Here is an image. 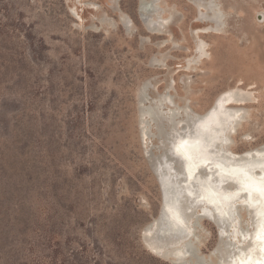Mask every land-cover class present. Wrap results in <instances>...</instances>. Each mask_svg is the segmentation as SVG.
<instances>
[{"label":"rangeland","instance_id":"rangeland-1","mask_svg":"<svg viewBox=\"0 0 264 264\" xmlns=\"http://www.w3.org/2000/svg\"><path fill=\"white\" fill-rule=\"evenodd\" d=\"M152 1L0 0V246L23 223L26 238L59 232L39 247L45 264H172L141 238L162 200L146 157L157 139L139 130L144 82L189 113L243 91L222 104L245 113L228 148L264 142V0ZM195 232L213 261L216 225L203 216Z\"/></svg>","mask_w":264,"mask_h":264},{"label":"bare ground","instance_id":"bare-ground-1","mask_svg":"<svg viewBox=\"0 0 264 264\" xmlns=\"http://www.w3.org/2000/svg\"><path fill=\"white\" fill-rule=\"evenodd\" d=\"M206 9L210 11L207 19L220 21L222 13L212 1L206 3ZM156 11L157 7L147 16V26L157 21ZM145 89L142 86L138 91L140 100ZM242 92H226L203 113H189L186 105L160 107L161 102L171 99L167 93L158 94L140 109L142 116L147 115L156 124L162 137L170 138L168 147L175 155L170 159L174 173L158 167L157 174L167 195L161 200L160 218H164L166 229H175L178 234L170 241L156 240L147 237L149 227L145 229L148 247L157 256L170 260L172 255L185 250L190 252L188 264H264V142L242 153L231 152L229 134L245 113L240 114V108L222 105L242 102ZM158 111L169 117L171 129L158 120ZM177 111L185 114L180 117ZM140 126L143 139L147 134L142 121ZM177 192L187 195L180 205L181 217L172 205ZM240 209L244 210L245 223L240 220ZM199 213H205L220 234L212 251L213 261L192 246L198 239L195 229L201 218ZM158 219H154V225ZM160 250L163 253L159 255Z\"/></svg>","mask_w":264,"mask_h":264},{"label":"water","instance_id":"water-1","mask_svg":"<svg viewBox=\"0 0 264 264\" xmlns=\"http://www.w3.org/2000/svg\"><path fill=\"white\" fill-rule=\"evenodd\" d=\"M262 16L259 15L258 19L261 20ZM142 86H145V94L142 96L141 100L138 97V93H137V109H138V120H139V130H140V134H141V126H140V121H142L143 126L145 128V132L147 134V136L150 137H154L157 139V144L155 147V151L147 150L146 152V157L148 160V164L152 170V172L154 173L158 183H159V188L161 191V195L162 197L166 199L167 195L165 194V189L163 187L162 184H160V180L157 174V168H167L171 173H174V168H173V163L170 161V159L175 156L174 153H172V151L169 149L168 145L170 143V138L167 137H162L158 131L156 130V124L154 122H152L150 120V118H148L147 115L142 116L140 114V109L144 106L149 105L152 101V98L149 96L148 92H147V87H148V83L144 82L140 88H142ZM139 88V89H140ZM160 107H164V103L161 102ZM159 110L161 111V108H159ZM185 114V111H177V115H179L180 117L183 116ZM158 120L160 122H162L164 124V126L166 127V129H171V127H173L172 123L168 122L169 117H166L164 114L160 113L158 111ZM184 125V123L182 124ZM175 158V157H174ZM178 161V159H176ZM187 198L186 193H176L175 199H174V203L173 205V210L175 212V214L179 215V217H181V204L183 203V201ZM194 207V206H193ZM161 209L159 211V214L156 218L158 219V222L156 225H154V219L150 220L149 222H147L141 231V238L143 240V242L148 246H150V244L147 241L146 238V234H145V229L149 227V233H147V237L150 236L156 240H167L170 241L172 239H174L177 236V231L175 229H166V226L164 224V218H160L161 216ZM200 217L206 216L205 213H199ZM189 237V236H188ZM193 248L197 249L196 245L192 244ZM199 252V251H198ZM157 253L162 254L163 251H158ZM190 253V252H189ZM189 253H187V251H183L182 253H179L178 255H172L171 262L172 264H181V262L186 261L188 264V260L189 258ZM189 254V255H188Z\"/></svg>","mask_w":264,"mask_h":264},{"label":"trees","instance_id":"trees-1","mask_svg":"<svg viewBox=\"0 0 264 264\" xmlns=\"http://www.w3.org/2000/svg\"><path fill=\"white\" fill-rule=\"evenodd\" d=\"M19 227L15 229V232L21 237L20 239H10L7 243H3L0 248H6L5 254L0 255V264H45L44 258L39 251L40 245L55 243L59 240L57 231L49 230L45 232L38 240H34L27 235V227L23 223L18 224ZM43 240L42 242H39ZM4 245V246H3ZM51 246V245H50Z\"/></svg>","mask_w":264,"mask_h":264}]
</instances>
